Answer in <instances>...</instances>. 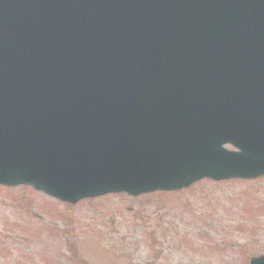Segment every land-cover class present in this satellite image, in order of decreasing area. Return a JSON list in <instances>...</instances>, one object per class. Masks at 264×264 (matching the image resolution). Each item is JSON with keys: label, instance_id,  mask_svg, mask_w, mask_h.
<instances>
[{"label": "water", "instance_id": "95a60500", "mask_svg": "<svg viewBox=\"0 0 264 264\" xmlns=\"http://www.w3.org/2000/svg\"><path fill=\"white\" fill-rule=\"evenodd\" d=\"M262 174L264 0H0V182L75 202Z\"/></svg>", "mask_w": 264, "mask_h": 264}, {"label": "rangeland", "instance_id": "374dc122", "mask_svg": "<svg viewBox=\"0 0 264 264\" xmlns=\"http://www.w3.org/2000/svg\"><path fill=\"white\" fill-rule=\"evenodd\" d=\"M264 255V176L75 204L0 184V264H249Z\"/></svg>", "mask_w": 264, "mask_h": 264}]
</instances>
